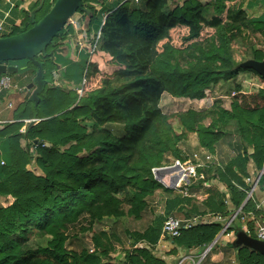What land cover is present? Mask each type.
Returning <instances> with one entry per match:
<instances>
[{"label": "trees", "instance_id": "1", "mask_svg": "<svg viewBox=\"0 0 264 264\" xmlns=\"http://www.w3.org/2000/svg\"><path fill=\"white\" fill-rule=\"evenodd\" d=\"M55 1L42 0L32 20L26 13L7 38L29 30ZM105 1H80L74 13H82L87 22L83 26L85 31ZM139 1L126 0L103 19L100 44L90 58L82 83L87 98L80 105L66 110L74 100L69 92L42 88L36 96L37 111L31 112L28 102L20 111L21 104L16 110L19 121L0 127V139H6L9 150L6 163L0 167V198L3 204L8 199L5 205L0 204V264H106L98 253L66 252L63 247L66 227L85 219L94 222L105 216L119 218L125 213L139 219L146 207L145 198L155 188L169 192L151 174L152 167L169 164L172 162L169 156H178L169 145L172 130L167 126L169 117L182 134H198L199 147L206 151L213 152L214 144L223 135L232 134L239 152L225 171L218 174L229 193L226 200L223 193L211 187L202 202V211L191 198L175 195L166 200L165 212L169 215L184 201L190 209H176L183 213V218L217 214L223 221L241 207L225 230L243 231L255 238L254 219L260 213L251 197L244 201L249 188L242 177L248 174L246 164L251 160L255 170H263L258 184L264 179L263 91L248 96L251 104L234 102L227 110L214 100L206 110L187 108L168 117L159 101L164 93L174 98L201 99L205 90L219 80L227 81L240 72L253 71L233 60L229 45L241 33L240 29L256 30L258 24L247 17L245 0H184L172 10L166 7L167 0ZM66 25L42 53L50 50L54 41L66 39ZM35 53L22 58L31 73L42 81L47 76V67L53 64L48 54L36 58ZM252 58L260 60L261 56L256 53ZM35 60L41 70L34 67ZM80 116L90 121L88 132L77 125ZM29 118L39 121L25 124L23 120ZM109 124L122 127L118 135L106 128ZM70 140L75 144L60 150ZM32 149L34 165L30 163ZM200 171L205 179L210 178V169ZM123 205L128 207L126 212ZM248 212L254 219L245 220ZM210 219L171 239L175 247L199 248L202 252L224 224ZM34 230L40 235H51L49 248L29 245L28 235ZM155 231L151 228L145 236L151 246L157 239ZM41 253H46L47 258H40ZM236 263L264 264V255L242 246L238 248ZM122 264L165 263L146 250H137L126 254Z\"/></svg>", "mask_w": 264, "mask_h": 264}, {"label": "rangeland", "instance_id": "2", "mask_svg": "<svg viewBox=\"0 0 264 264\" xmlns=\"http://www.w3.org/2000/svg\"><path fill=\"white\" fill-rule=\"evenodd\" d=\"M142 1V3L145 0H140L139 3ZM181 0H167L166 7L170 10L174 9L177 5L180 6ZM131 6H134V4H131ZM212 8V7H211ZM208 8V9H211ZM108 8L102 7L97 10L98 14L96 13L95 20L90 25L88 31H85L83 26L87 23L85 19H83L81 12H75L71 14L68 19L66 20L65 24L66 27L64 30L68 33L66 35L65 40H57L54 41L52 44V47L50 50L45 51L42 53V50L39 51V53H35L36 58L44 57V55H49V60L53 64V67H47L46 72V78L42 80V86L43 89L48 87H54L62 92H69V94L74 98L71 105L66 109L70 110L71 107L75 105H80L82 103V100L87 98V95L83 93L82 91V83L84 81V77L87 71V67L89 65V61L91 56L93 55V52L95 48L100 44L99 35H100V28L102 23H100L102 17L105 15V11ZM39 10V9H38ZM37 10V11H38ZM208 15L209 12H207ZM44 15L41 18H38L36 23H38ZM35 23V24H36ZM241 33L234 36L233 40L231 41L229 47L231 49V57L236 58L240 56L241 52L244 54V56L250 58L251 56L255 55L257 50H252L251 43L249 42V36L247 39V34L245 33L247 29H240ZM7 38V37H6ZM254 39L257 43L260 44V40L255 37ZM4 39L3 37H0V40ZM261 45V44H260ZM240 53H239V51ZM38 52V51H36ZM41 52V53H40ZM261 55V52L258 53ZM34 56V57H35ZM58 58L56 61L54 58ZM63 58V59H62ZM67 59L66 61L64 60ZM78 58V60L76 59ZM64 60V61H63ZM9 60L2 59L0 60V63L8 64ZM63 61V62H62ZM49 62V61H48ZM21 63L25 64L26 60L24 58H21ZM246 62H239L240 65H244ZM34 67L38 66L39 63L37 60H35V64H33ZM50 66V65H48ZM37 68V67H36ZM71 68V69H70ZM41 70V67H39ZM37 68V70H39ZM54 69L55 74L58 75L59 72H65L66 71V78H63L66 80V83L64 81L62 82V78L60 80H55L52 78L51 70ZM40 72V71H39ZM15 72H11L10 76L12 77V81L15 82L17 77H15ZM29 78L27 80H30V82L24 83V86L31 84L30 87L26 88L22 92V98L21 101L17 102L16 99H11V107H7V109L4 108V110H11L16 111L22 104L21 109L23 108V105H25L27 102L31 105V112L33 110L37 111L39 102L37 101L39 98L37 94L42 91L40 89L39 85L40 83L38 81V77L36 78V75L31 73V69L28 71ZM248 79L251 80H257V74L249 71L247 73ZM65 77V76H64ZM53 79V80H52ZM29 83V84H28ZM63 83V84H62ZM247 87L242 89V84L239 83L235 86L236 89V95L232 96L231 92L229 94L230 100H221L218 99L220 102V106L222 108L229 110L234 104V102L242 104H251L249 100L250 94H256L259 89H257L254 86L246 85ZM24 87V88H25ZM210 91L208 94L212 93L213 86L207 88ZM38 91V92H37ZM244 91L243 93H241ZM37 92V93H36ZM264 93V92H263ZM37 96V97H36ZM186 99V98H185ZM183 101V102H182ZM181 102L178 99H174V97H171L167 93L162 94V97L159 101V107L161 108L163 114L165 116H170L171 114L184 111L187 108H197L195 104L189 103L188 100H182ZM263 104V103H262ZM15 106V107H14ZM204 110V109H203ZM206 110V109H205ZM20 113V112H19ZM72 116H69L71 118ZM33 119V118H32ZM60 119H63V116L61 115ZM25 124L33 123L31 121V118L25 119ZM77 125H79L81 128H85V130L88 132L90 130V121H88L85 117L80 116L76 119ZM205 125H208L207 122L204 123ZM4 125V123L0 124V126ZM168 127H171L172 130H169V135L171 137V141L169 145L172 146V148H175V150L178 153L177 157L169 156V158L173 161L175 159H179L180 161L186 160L190 154L191 151L195 147H199L198 142V134L191 133V132H184L182 134L181 128H179L174 121L172 117L168 118ZM106 128H110L115 135H118V132L121 131L122 127L116 124H109L106 126ZM227 129V128H226ZM233 133V132H232ZM234 134V133H233ZM223 137V136H222ZM221 137V138H222ZM225 138V137H224ZM23 144V143H22ZM75 144L74 140H70L66 146L59 147L60 150H63L67 148L68 146ZM33 149L31 150V153L33 154L31 156V165H34L35 162V154L33 153ZM88 150H83L82 152H87ZM6 153V152H5ZM1 158H5L4 154H1ZM0 162V167L4 166ZM184 185H181V188ZM187 190L189 189V185L186 186ZM164 191L161 188H155L153 190L152 195L145 198L146 201V207L141 214V217L139 219H134L132 216H128L126 213L119 217V218H113L109 216L103 217L100 221H88V219H85L84 222L74 225V226H67L65 230V240L63 241V247L64 250L67 251H76V252H82L86 251L89 254H100V258L103 259V262L106 264H122V261L125 259L126 254L128 253H135L137 250H146L153 255L162 256L165 255L169 259V264H177L178 259L181 257H177L175 254H177V250L175 251V244L172 242L170 238L165 237L161 234V227L162 222L166 215H168L167 212L162 207L163 204V197L162 194ZM120 195V194H119ZM8 199L6 198L3 204V200H1V205H5V202H7ZM123 210L126 212L127 206L123 205ZM197 224V223H196ZM155 229L154 236L157 237L156 242L154 245H149L147 238H145L146 234H150V229ZM29 239V245L35 248V246H38L40 248H49L52 237L49 234H37V232L34 230L32 233L28 235ZM104 254H101V253ZM183 255H188L189 250H182L181 252ZM202 252H200L201 254ZM102 255V256H101ZM175 255V259H172V256ZM182 255V256H183ZM40 258H47L46 253H41L38 255ZM191 258H189L187 261L189 262ZM196 261L198 260V257H195Z\"/></svg>", "mask_w": 264, "mask_h": 264}, {"label": "crops", "instance_id": "3", "mask_svg": "<svg viewBox=\"0 0 264 264\" xmlns=\"http://www.w3.org/2000/svg\"><path fill=\"white\" fill-rule=\"evenodd\" d=\"M124 1L126 0H106L103 5L99 8L105 7L108 8L106 9L105 15L102 17L100 23L103 22V19L106 17L108 12L111 10H114L116 7L121 5ZM184 0H181V4L183 3ZM202 2H207L209 0H201ZM42 3V0H0V37H3L4 39L7 37V35L16 27H19L21 21L25 17V14L28 13L30 16V19L32 20V17L35 13L36 10L39 9L40 5ZM179 4V5H181ZM53 5V4H52ZM98 8V9H99ZM244 9L246 11L247 17L254 23L258 24V27L256 30L250 29L246 30L247 34V39L249 36V42L251 43V49L257 50V54L261 52V58L260 60H256L252 58H248L247 56L245 57L244 54L241 52L240 56L236 58H233V60L238 63V62H246L243 66L250 67L251 63L253 62H264V0H245L244 3ZM98 14V12H97ZM257 37L260 41V44L257 43L254 39ZM239 51V50H238ZM242 51V50H240ZM239 51V53H240ZM50 58V57H49ZM55 61L58 58H54ZM63 59V58H62ZM78 60V58H76ZM66 61L67 59L64 58ZM63 60V61H64ZM62 61V62H63ZM8 63L9 65L15 66L17 68V71L15 72V77L17 79L12 81V86L9 89L5 90H0V124L4 123L9 124L13 123L16 121H19L17 119V111H11V110H4L7 109V107H11L10 100L11 99H16L17 102L21 101V96L22 92L26 90L27 86H24L25 81L30 82V80H27L29 78L28 76V71L29 67L27 64H22L21 59H15V60H9ZM4 64V63H3ZM71 69V68H70ZM253 70V69H252ZM249 71H244L238 73L234 78H231L227 81H222L219 80L217 83L213 84V91L214 94L210 93L205 96V98L201 99H194L190 100L185 99V98H174L178 99L180 102L182 100H188L189 103L195 104L199 110L201 109H207L210 107L213 103L214 100H230L229 99V94L232 91L236 92L235 86L238 85L239 83L242 84V89L247 87L246 85H251L252 83H260L264 82V77H262L259 73H257L255 70L251 71L253 73L257 74V80H251L248 79L247 73ZM51 75L52 78L55 80H62L64 83H66V80L63 78H66V71L65 72H59L58 75H56L54 72V69L51 70ZM65 76V77H64ZM11 77V76H10ZM52 79V80H53ZM12 80V77H11ZM41 82V81H40ZM29 84V83H28ZM63 84V83H62ZM40 86V85H39ZM25 87V88H24ZM43 88V87H42ZM210 90L208 89V92ZM242 91L241 93H243ZM229 96V97H228ZM183 102V101H182ZM15 107V106H14ZM31 120H37L39 121L38 118H31ZM25 119L23 120V122ZM1 127V126H0ZM20 131H23V127L20 129ZM230 135V136H229ZM229 135H223L222 138H220L215 144H214V150L213 152H208L202 147H195L192 151L189 157L193 153H196L198 155L199 161L203 166L198 167L197 170V176L195 179H193L192 183L189 185V189L187 190V194H183L178 191H169L166 193L165 191H162V197H163V204L162 207L165 210V202L168 198H171L175 195H179L183 198H191L192 202H194L196 205H198L200 211L203 210L202 202L206 198L207 194V189L208 188H216L219 192L224 194L225 200L228 198V191L226 188L220 183L218 179V174L222 173L225 171V168L227 164L229 163L230 160H232L237 153L239 152L237 145L234 143L235 142V136L232 134ZM225 137V138H224ZM6 152V153H5ZM8 142L6 139H0V162L6 163L8 159ZM4 154L5 158H1V154ZM248 153H250V150H248ZM208 155L210 157L209 160L205 159V156ZM199 169V171H198ZM208 170L210 169V172L208 175H210L209 179H205L206 176L203 172L200 170ZM246 169H247V175L242 177V181L244 182L245 185L250 188L252 186V182L258 178V181L261 176V171H257L254 168L253 162L249 160L246 164ZM263 172V171H262ZM198 181H201L199 184ZM245 190V189H243ZM249 189L246 190V193ZM251 198L254 202L255 205V210L260 213V217L254 219V215L250 212L245 213V220L249 221L254 219L255 222H263L264 223V179L262 180L261 183L255 185L254 190L251 194ZM247 199V196L245 197L244 201ZM1 200L3 198H0V204ZM243 201V202H244ZM177 208H182V209H190V205H187L184 201L179 203L176 206ZM173 209L171 210L169 215L176 216L183 218V213L179 212L178 210ZM168 216V215H167ZM218 216V218H217ZM233 216V215H232ZM230 216L226 220L224 219L222 221V218H220L219 215L217 214H204L202 216L200 215H192L187 218H196L198 219V223L202 222L204 218L210 217V220H220L222 223L226 224V222L232 217ZM186 218V217H185ZM223 224V226H224ZM242 233H245L242 231ZM237 233L233 231L226 232V230L223 231L222 229L219 231L217 236L215 238H218V242L213 244L209 251L206 254V257L204 259V262H201V264H237L236 263V254L238 251L239 247L245 246L243 244H236L237 242ZM247 247V246H245ZM249 248V247H248ZM251 249V248H250ZM178 251L177 254H175L178 258L179 257H187L189 256L190 261L188 262L187 259L183 260L181 264H192V261L197 263L195 257H198L200 255L199 248L191 249L189 250L188 255H183L181 252V249H178L175 247V251ZM205 249H203L204 251ZM253 250V249H252ZM202 251V252H203ZM175 255L172 256V259H175ZM183 255V256H182ZM157 258L163 260L165 264H169V258L165 255L158 256L156 255ZM179 258V260L181 259Z\"/></svg>", "mask_w": 264, "mask_h": 264}, {"label": "water", "instance_id": "4", "mask_svg": "<svg viewBox=\"0 0 264 264\" xmlns=\"http://www.w3.org/2000/svg\"><path fill=\"white\" fill-rule=\"evenodd\" d=\"M81 0H56L44 17L29 30L12 38L0 40V60H15L22 57L29 58L33 52L44 49L64 26L68 17L74 13ZM250 67L264 77V62H253ZM17 68L12 65L0 63V75L4 73L16 72ZM40 89H42V81ZM31 84L28 85V88ZM37 91V92H38ZM36 92V93H37ZM36 144V141L33 142ZM264 168V165H263ZM263 170H261L262 173ZM236 244H243L264 255V241L251 238L246 233L237 232ZM213 243L208 244L206 249H210Z\"/></svg>", "mask_w": 264, "mask_h": 264}, {"label": "built area", "instance_id": "5", "mask_svg": "<svg viewBox=\"0 0 264 264\" xmlns=\"http://www.w3.org/2000/svg\"><path fill=\"white\" fill-rule=\"evenodd\" d=\"M12 86V80L8 73H4L0 75V90L9 89ZM251 86L256 87L259 90L264 92V82L260 83H252ZM208 98V90H205ZM237 92L232 91L231 95H236ZM205 94V96H206ZM205 98V97H204ZM33 123H36L37 120H31ZM206 160H209L210 157L208 155L205 156ZM199 161L198 155L193 153L191 157H188L184 161H180L179 159L173 160L169 164H163L160 166L152 167L151 174L153 178L161 184V186L169 191H178L183 194H187L186 186L190 184L191 179H195L197 176V168L203 166ZM2 164V162H1ZM258 182V178L252 182V186L247 191V198L251 197V194L254 190L255 185ZM184 185L181 188V185ZM241 207H239L233 216L224 224L223 231L228 227L231 220L234 216L240 212ZM218 218V216H217ZM210 218L206 217L202 220L203 223L208 222ZM198 219L196 218H180L172 215H168L162 222L161 234L167 238L173 239L179 237L183 231L188 230L193 227L196 223H198ZM247 234V233H246ZM254 235L257 240L264 241V223L263 222H255L254 227ZM218 242V238H215L212 243L215 244ZM208 246V245H207ZM206 246V247H207ZM209 249H206L198 256L197 263L192 261V264H201L204 262L207 252ZM189 258L182 257L177 264H181V262L185 259Z\"/></svg>", "mask_w": 264, "mask_h": 264}]
</instances>
